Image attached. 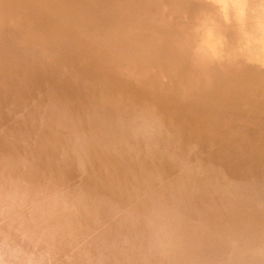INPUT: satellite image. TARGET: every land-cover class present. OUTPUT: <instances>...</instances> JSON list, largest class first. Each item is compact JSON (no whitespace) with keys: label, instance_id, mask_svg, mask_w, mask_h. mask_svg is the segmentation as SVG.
I'll return each instance as SVG.
<instances>
[{"label":"rangeland","instance_id":"rangeland-1","mask_svg":"<svg viewBox=\"0 0 264 264\" xmlns=\"http://www.w3.org/2000/svg\"><path fill=\"white\" fill-rule=\"evenodd\" d=\"M6 1H0V19L7 18L0 20V257L11 264H264V60L232 73L223 67L208 46L220 40L211 17L221 0ZM100 1L116 20L144 26L152 45L158 35L149 22L163 26L159 43L166 44L155 54L162 60L183 49L175 68L191 72L177 98L190 140L182 138L215 165L196 163L174 131L180 81H168L160 62L145 57L142 29L122 58L115 52L117 61L101 65L90 56L110 36L105 12L90 13ZM141 12L145 25L136 18ZM226 21L233 31L236 20ZM18 24L43 30L50 56H29L7 39L26 32ZM238 76L242 83L234 88Z\"/></svg>","mask_w":264,"mask_h":264},{"label":"bare ground","instance_id":"bare-ground-1","mask_svg":"<svg viewBox=\"0 0 264 264\" xmlns=\"http://www.w3.org/2000/svg\"><path fill=\"white\" fill-rule=\"evenodd\" d=\"M1 1V0H0ZM6 1V0H5ZM14 1H16V0H14ZM25 1V0H24ZM23 1V2H24ZM36 1V0H35ZM45 1V0H44ZM44 1L42 2V3H44ZM52 1V0H51ZM56 1H58V0H56ZM75 1V0H74ZM93 2H95L96 3V0H92ZM91 1V2H92ZM99 1V0H98ZM102 1V0H101ZM101 1L99 2V4H93V6L91 7V9H90V13H92V15H93V17L96 15V14H100L101 15V13L103 14L104 12H105V14H103V15H105L104 17H103V19L102 20H107L108 22H109V28H108V32H110V36L109 37H107V38H105L104 39V44L102 45H98L97 46V49L94 51V50H92V49H90L89 50V54H90V56L91 57H93V60H95L96 61V64H101V62H108V61H110L111 59H114V57H116L115 58V61H117L116 59H117V54L115 53V52H117L118 54H119V57H121L122 56V54H124L125 53V51L126 50H129L128 48L130 47V46H128V47H126L127 46V44L130 42V44H131V41L132 40H135L134 38V36H136V37H138V34H139V30L140 29H142V32H141V36H143L144 34V36L143 37H146V38H143L144 39V41L142 42V40L140 41V43L142 44V46L144 45L145 47H143V51H144V54L146 55L145 57L147 58V57H151V58H153V60L155 59V64L157 63V62H160V64L163 66V70H164V73H165V77L166 76H169V79H167L168 81H172V80H179L180 82H178V84L180 85V87H179V90L177 91L178 92V96L176 97V94L174 95V99H172V103H173V112L175 111L176 112V122H178L177 124L175 123L174 125V129H179V131L178 130H174V131H176V133H177V135H181V139H182V144H184L185 145V147H186V149L187 150H189V152L191 153V155H192V157L195 159V161H196V163H198L199 165H202V166H204V167H207V165H205V164H207V163H209L206 159H204V158H202V157H200L199 155H198V153L196 152V150H195V148H194V146H193V144L191 143H189V142H184V140H183V138H184V136L185 137H187V139L188 140H190V138H189V134H188V130L186 131V120H185V118H184V115H183V113H182V106H181V100H178L179 98H182V95H183V90H184V83L185 84H187V83H189L188 81H189V79L187 78L188 77V75L190 74V72H188V73H186V75H184V71H182V68L181 67H178V68H175L176 67V65L178 64V63H176V65H175V62H177V61H180L181 59H182V52H179L180 50L182 51L183 49H177L176 51L174 50V54H172V53H170V54H168V53H166L165 55H162L163 57H166V59H163L162 60V58L160 57V54H158V56H156L155 54H157L162 48H161V45L163 44H166L165 42H164V40H165V38L164 37H166V36H164V37H162L161 35H162V31H165L164 30V28H162L163 26H159L158 28H157V25L155 24L154 25V21L152 22H149V23H153V28H152V34L153 35H158V36H155L156 37V41H155V43H153V45H152V42H151V39H150V37H147V32H146V30H144V26H139V24L138 25H135L134 23H132V24H134V25H132V24H130L129 25V22H127L126 23V21L124 22V20H122V21H119V20H116V17L117 16H119L117 13H115V14H117V15H115L114 13H109L110 11L112 12V9L110 8V7H112L111 5L108 7L107 6V9H105L106 7V5L104 6V7H102V6H99L100 5V3H101ZM110 1V0H109ZM130 1V0H129ZM4 1H2V3H3ZM7 2V1H6ZM9 2V1H8ZM28 2H31V1H28ZM39 1H37V3H38ZM92 2V3H93ZM103 2V1H102ZM2 3H0V4H2ZM11 3V2H10ZM26 3H27V0H26ZM32 3V2H31ZM31 3L29 4V5H31ZM41 3V2H40ZM54 3V2H53ZM71 3V2H70ZM103 3H107V2H105V0H104V2ZM115 3V2H114ZM8 4V3H7ZM6 3H3V5H5V8H6V6L8 7V5H7ZM12 4H13V1H12ZM11 4V5H12ZM28 4V3H27ZM34 4H35V2H34ZM49 4V3H48ZM10 5V4H9ZM18 5V4H17ZM117 5V4H116ZM220 5H221V7H219V9L217 8V9H214V11H215V14H214V16L213 17H211V19L213 20V18H214V20H216V23H217V29L216 30H214V34H218V35H220V40H219V43H212L213 44V46H212V44H208V46L209 47H211L213 50H215V51H217V53L218 54H215L217 57H219L220 58V56H221V61L224 63V65H223V67H230V71H231V73L232 72H235V71H239L240 69H250V67L251 66H255V65H257V67H259V64L262 62V60H264V0H221V3H220ZM1 6V5H0ZM15 6H16V3H15ZM14 6V7H15ZM4 6H2V8L1 9H5V8H3ZM10 7V6H9ZM8 7V8H9ZM19 7V10H18V8H17V13H18V11H20V8L22 7V5H21V7L20 6H18ZM49 7V6H48ZM115 7V6H114ZM118 7H120V6H118ZM117 7V8H118ZM134 7V6H133ZM146 7V6H145ZM13 8V7H12ZM28 8H29V6H28ZM52 8V7H51ZM85 8V7H84ZM83 8V9H84ZM88 8V7H87ZM7 9V8H6ZM10 9V8H9ZM22 9V8H21ZM24 9H26V8H24ZM23 9V10H24ZM32 9V8H31ZM45 9V8H44ZM50 9V8H49ZM110 9V10H109ZM128 9H131V11H133V12H135L133 9L134 8H132V7H129ZM10 10H12V9H10ZM10 10H6V15L8 14L7 13V11L9 12ZM39 10H40V8H39ZM53 10L55 11V8H53ZM59 10V9H58ZM14 11H16V10H14ZM22 11V10H21ZM21 11L19 12V13H21ZM36 11V10H35ZM81 11H83V10H81ZM85 11V10H84ZM108 11V12H107ZM126 11V10H125ZM11 12H13V11H10V13ZM26 12V11H25ZM25 12L24 11H22V13H24L25 14ZM37 12H38V10H37ZM47 12V11H46ZM49 12V11H48ZM0 13H2V12H0ZM44 13V12H43ZM52 13V12H51ZM63 13V12H62ZM81 13V12H80ZM79 13V14H80ZM89 13V14H90ZM5 14V13H4ZM3 13L2 14H0V15H4ZM16 14V13H15ZM32 14V13H31ZM84 14V13H83ZM82 14V15H83ZM27 16H29L28 15V11H27V14H26ZM38 15V14H37ZM40 15H41V13H40ZM44 15V14H43ZM78 15V14H77ZM130 15V14H129ZM132 15H134V14H132ZM7 16H9V15H7ZM11 16V15H10ZM8 17V18H11V17ZM16 16H18V15H16ZM26 16V17H27ZM36 16V15H35ZM34 16V17H35ZM39 16V15H38ZM60 16V15H59ZM66 16V15H65ZM91 16V15H90ZM136 16V15H135ZM145 16V14L143 13V12H141L140 13V15H138V16H136V18L138 17V21H140V23H144V21H147L146 20V18L144 17ZM12 17H14V16H12ZM26 17L24 18V16H22V18H24L25 19V21H24V19L21 21V22H23V23H25V22H27L28 23V20L26 21ZM29 17H31V16H29ZM28 17V19L30 20V18ZM37 17V16H36ZM67 17V16H66ZM76 17V16H75ZM75 17H73V19L75 18ZM85 17H86V15H85ZM92 17V16H91ZM132 17H134V16H132ZM228 17L229 18H231V20L233 19V20H236V22H235V29H233V31H232V29L231 28H229L230 26H229V21H228V23H227V19H228ZM0 18H2V16L0 17ZM4 18V17H3ZM18 19H19V17H17ZM20 18H21V16H20ZM77 18H79L78 16H77ZM81 18V17H80ZM84 18V17H83ZM7 18H5L4 20L5 21H7L6 20ZM32 19V18H31ZM41 19H43V18H41ZM58 20H59V18H57ZM72 19V20H73ZM85 19V18H84ZM99 19H101V18H99ZM1 20V19H0ZM2 21V22H5V21ZM9 20V19H8ZM12 18L10 19V21H9V23L10 22H12V23H14L13 21L14 20H12ZM36 20H37V18H36ZM35 20V21H36ZM39 20V19H38ZM37 20V21H38ZM52 20V19H51ZM64 20V19H63ZM66 20V19H65ZM87 20V19H86ZM130 20V19H129ZM132 21L131 22H133V19H131ZM142 20H144V21H142ZM19 21V20H18ZM18 21L16 22V23H18ZM32 21H34V19L32 20ZM35 21L34 22H32V23H35ZM43 21H44V19H43ZM49 21V20H48ZM76 21V20H75ZM91 21V20H90ZM31 22V21H30ZM30 22H29V24H30ZM55 22V21H54ZM65 22V21H64ZM68 22H69V20H68ZM78 22H80V21H78ZM124 22V23H123ZM213 22V21H212ZM1 23V22H0ZM8 23V24H9ZM16 23H15V26H16ZM20 23V22H19ZM27 23H25L26 25H25V27L27 26V29H28V25H27ZM31 23V24H32ZM36 23H38V22H36ZM35 23V24H36ZM40 23V22H39ZM38 23V24H39ZM76 23V22H75ZM85 23V22H84ZM137 23H139V22H137ZM4 23H2V25H3ZM8 24H7V26H6V28L8 29L10 26H8ZM11 24V23H10ZM21 24V23H20ZM20 24H18V25H20ZM34 24V25H35ZM69 24H70V22H69ZM81 24V23H80ZM1 25V27H3ZM5 25V24H4ZM13 26H14V24H12ZM21 25H23V24H21ZM20 25V26H21ZM39 25H41V23L39 24ZM38 25V26H39ZM64 25V24H63ZM66 25V24H65ZM75 25V24H74ZM144 25H145V23H144ZM12 26V27H13ZM42 26H43V23H42ZM47 26V25H46ZM56 26H58V25H56ZM68 26V25H67ZM66 26V27H67ZM71 26H73V25H71ZM220 26H221V28H220ZM21 27H23V26H21ZM21 27H20V29H17L16 30V28L15 27H13V29L14 30H16L18 33H19V30L21 31L22 29H24L25 27H23L22 29H21ZM35 27V26H34ZM49 27H50V25H49ZM17 28H19V27H17ZM30 28V27H29ZM40 28V27H39ZM75 28H77V27H75ZM82 28V27H81ZM4 30H5V27L3 28ZM2 29V30H3ZM7 29H6V31H7ZM32 29H33V27H32ZM35 29V28H34ZM33 29V32H35V35H31L33 32H31V29H29V30H26V28H25V30L24 31H29L30 33H24L23 31L21 32V33H24V34H21V35H17L16 34V32L14 33L15 35H16V37H15V39H14V36H13V34L11 35V36H13V38L11 37V38H7V39H13L12 40V43H15V45H19V47L22 49V51L24 52V53H26L27 55H29V56H41L40 55V51L43 53V56H45V57H47V56H50V50H52V47H49L48 45H50L51 43H50V41L49 40H47L48 38L46 37V35H45V33L43 32V30H41V32H40V29H38V27L36 26V31ZM49 29V28H48ZM61 29V28H60ZM71 29V28H70ZM88 29V28H87ZM14 30H11L12 32H14ZM68 30V29H67ZM80 30V29H79ZM86 30V29H85ZM11 31H7L8 33L9 32H11ZM57 31V30H56ZM66 31V30H65ZM3 32H5V31H3ZM48 32V31H47ZM46 32V33H47ZM73 32H74V30H73ZM77 32V31H76ZM85 31L84 30H82V33H84ZM1 33H2V31H1ZM0 33V34H1ZM7 33V34H8ZM42 33L44 34V35H42ZM53 33V32H52ZM59 33V32H58ZM61 33V32H60ZM67 33V32H66ZM2 34H4V33H2ZM1 34V35H2ZM25 34H27V35H29V36H27V35H25ZM51 34V33H50ZM74 35H76L75 33H73ZM79 34H81V33H79ZM85 34V33H84ZM166 33H164V35H165ZM0 35V36H1ZM70 35V34H69ZM122 35H123V37L124 36H126V37H128L127 39H122L121 40V38H117L116 36H121L122 37ZM4 36V35H3ZM7 36V35H6ZM9 37H10V35H8ZM44 36V37H43ZM48 36V35H47ZM51 36V35H50ZM61 36V35H60ZM68 36V35H67ZM83 36V35H82ZM52 37H54V39L56 38L55 36H52ZM73 37V36H72ZM154 37V38H155ZM2 38V37H1ZM5 38V37H4ZM78 38V37H77ZM76 38V39H77ZM125 38V37H124ZM153 38V37H152ZM160 38H163L164 40L163 41H161L160 43H159V41H160ZM64 39V38H63ZM68 39V38H67ZM71 39V38H70ZM117 39H120L121 40V42H120V40H119V42H117ZM11 40H9V41H11ZM78 40V39H77ZM6 41V40H5ZM48 42L49 44L47 45V44H45L44 42ZM53 41V40H52ZM74 41V40H73ZM136 41H138V40H136ZM59 42V41H58ZM68 42V41H67ZM83 42V41H82ZM133 43H134V41H132ZM209 42V41H208ZM159 43V44H158ZM8 44V43H7ZM55 44V43H54ZM61 44V43H60ZM66 44V43H65ZM135 44H136V42H135ZM12 45V44H11ZM62 45H63V43H62ZM72 46V45H71ZM131 46H133V45H131ZM136 46H138V45H136ZM120 47V48H119ZM138 47H140V46H138ZM49 48H50V50H49ZM55 48L57 49L58 47H57V45L55 46ZM54 48V49H55ZM64 48V47H63ZM68 48V47H67ZM66 48V49H67ZM82 48V47H81ZM127 48V49H126ZM136 48V47H135ZM141 48V47H140ZM199 48V47H198ZM69 49V48H68ZM71 49V48H70ZM141 50H142V48H141ZM140 50V51H141ZM63 51V50H62ZM78 51H80L79 49H78ZM82 52H84L83 50H81ZM112 51H114V52H112ZM133 51V50H132ZM136 51H137V48H136ZM46 52H48V53H46ZM52 52V51H51ZM53 52H55V51H53ZM59 52H61V51H59ZM58 52V53H59ZM88 52V51H87ZM131 52V51H130ZM135 52V51H134ZM64 53V52H63ZM75 53V52H74ZM73 53V54H74ZM80 53V52H79ZM129 53V52H128ZM132 53V52H131ZM136 53V52H135ZM134 53V54H135ZM140 53H143V52H140ZM44 54H46V55H44ZM56 54V53H55ZM78 54V53H77ZM143 54V55H144ZM164 54V53H163ZM58 55V54H57ZM60 56H61V54H59ZM58 55V56H59ZM70 55V54H69ZM81 55V54H80ZM80 55H77L76 57H78V56H80ZM121 55V56H120ZM130 55H132V54H130ZM129 55V56H130ZM138 55H140L139 54V51H138ZM151 55V56H150ZM179 55V56H178ZM230 55V56H229ZM73 57H74V55H72ZM82 56H84V55H81L80 57H82ZM88 56V55H87ZM135 56V55H134ZM54 57V56H53ZM65 57V56H64ZM70 57V56H69ZM79 57V58H80ZM125 57V56H124ZM123 57V58H124ZM135 57H137V55L135 56ZM144 57V58H145ZM155 57V58H154ZM63 58V57H62ZM68 58V57H67ZM85 58V57H84ZM84 58H83V60H84ZM122 58V57H121ZM138 58V57H137ZM141 58V57H140ZM143 58V57H142ZM86 59L88 60V58L86 57ZM85 59V61H87ZM89 59H90V57H89ZM120 59V58H119ZM135 58H133V60H134ZM211 59V58H210ZM92 60V59H91ZM141 60H143V59H141ZM207 60V59H206ZM114 61V60H113ZM126 61V60H125ZM130 61L132 62V60L130 59ZM130 62V63H131ZM149 62V61H148ZM211 62H212V60H211ZM211 62L208 64V65H210L211 64ZM87 63V62H86ZM118 63H119V61H118ZM124 63H126V62H124ZM123 63V65H125ZM133 63V62H132ZM144 63H145V60H144ZM147 63V62H146ZM151 63H153V62H151ZM180 63V62H179ZM104 64V63H103ZM135 64H137L136 62H135ZM142 64V63H141ZM102 65V64H101ZM100 65V66H101ZM110 65V64H109ZM121 65H122V63H121ZM127 65V64H126ZM125 65V66H126ZM138 65V64H137ZM147 65V64H146ZM158 65V64H157ZM156 65V66H157ZM160 65V66H161ZM180 65V64H179ZM96 66V65H95ZM104 66V65H103ZM119 66H120V64H119ZM136 66V65H135ZM139 66V65H138ZM149 66V65H148ZM151 66H152V64H151ZM156 66H153V67H155V68H157ZM165 66V67H164ZM211 66V65H210ZM114 67V66H113ZM123 67V66H122ZM128 67H130V66H128ZM145 67V66H144ZM159 67V66H158ZM98 68H100V67H98ZM108 68H110V67H108ZM118 68V67H117ZM124 68V67H123ZM138 68V67H137ZM136 67H135V69H137ZM154 68V69H155ZM107 69V68H106ZM127 69H129V68H127ZM141 69V68H140ZM146 69V68H145ZM149 69H150V66H149ZM160 69H161V67H160ZM216 69H218V68H216ZM216 69H215V73L217 72L216 71ZM105 70V69H104ZM119 70V69H118ZM133 70V69H132ZM152 70H153V68H152ZM162 70V71H163ZM134 71V70H133ZM136 71V70H135ZM139 71V70H138ZM156 71V70H155ZM154 71V72H155ZM242 71V70H241ZM99 72H100V69H99ZM121 73H122V70L120 71ZM129 72V71H128ZM131 72V71H130ZM141 72V71H140ZM153 72V73H154ZM126 73V72H125ZM124 73V74H125ZM144 74V73H143ZM158 74H160L159 72H158ZM157 74V75H158ZM236 74H237V72H236ZM238 74H240V73H238ZM237 74V75H238ZM120 75V74H119ZM147 75H148V73H147ZM149 75H151V74H149ZM153 75V74H152ZM124 76V75H123ZM127 77H129V76H127ZM131 77V76H130ZM147 77H149V76H147ZM157 77H160V76H157ZM134 78V77H133ZM146 78V77H145ZM130 79V78H129ZM132 79H130V81H131ZM135 80V79H134ZM161 80H162V78H161ZM166 80V79H165ZM239 76L237 77V79H234V81H233V83H232V86L234 87V88H240V86H238L237 84L239 83H242V82H239ZM129 81V82H130ZM151 81V80H150ZM153 81V80H152ZM138 82V81H137ZM132 83H135V81H133ZM162 83H163V80H162ZM170 83V82H169ZM159 84H161V82L159 83ZM138 87V86H137ZM158 87V86H157ZM156 87V88H157ZM135 88V87H134ZM166 88V87H165ZM242 88V87H241ZM163 89H164V87H163ZM243 90V89H242ZM165 91V90H164ZM163 91V93H165ZM176 97V98H175ZM170 99H171V97H169ZM178 98V99H177ZM163 99H165V101L167 100V98H163ZM169 100V99H168ZM178 100V101H177ZM163 102V101H162ZM180 132V133H179ZM186 134V135H185ZM183 137V138H182ZM190 144V145H189ZM216 163V162H215ZM208 165H215V164H208ZM222 169V168H221ZM209 171H212V172H214L215 171V169H208ZM221 171V170H220ZM215 173V172H214ZM219 173H221V172H219ZM222 175H223V173H222ZM228 178V177H227ZM226 178V179H227ZM226 181V180H225ZM243 185H245V184H242L241 186H243ZM248 186H249V184H248ZM44 243H47L46 241H44ZM255 245V244H254ZM248 250V249H247ZM264 261V260H263ZM64 262V261H63ZM0 264H11L10 263V259H8L7 257H0Z\"/></svg>","mask_w":264,"mask_h":264}]
</instances>
